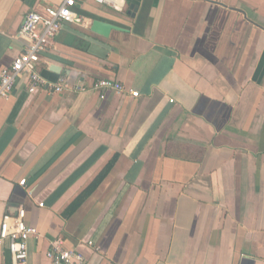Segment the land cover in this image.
<instances>
[{
	"label": "crops",
	"instance_id": "crops-1",
	"mask_svg": "<svg viewBox=\"0 0 264 264\" xmlns=\"http://www.w3.org/2000/svg\"><path fill=\"white\" fill-rule=\"evenodd\" d=\"M61 2L0 0V69L25 15ZM122 2L78 0L88 25H63L38 68L122 93L21 79L0 100V223L24 209L28 264L54 243L89 264H264V0Z\"/></svg>",
	"mask_w": 264,
	"mask_h": 264
},
{
	"label": "built area",
	"instance_id": "built-area-1",
	"mask_svg": "<svg viewBox=\"0 0 264 264\" xmlns=\"http://www.w3.org/2000/svg\"><path fill=\"white\" fill-rule=\"evenodd\" d=\"M78 0H62L56 7H44L40 11L27 13L15 38L21 44L20 54L9 67L0 69V100L8 99L18 80H25L28 93L42 91L49 94L86 93V92H116L122 93L121 84L100 79L89 85L84 83H69L65 77L56 82L43 79L38 68L41 55L51 46L54 36L65 24L79 27L88 25L87 20L75 11ZM97 5L109 7L113 11H121L122 0H88ZM131 96L138 97L137 92ZM173 103L172 99H169ZM25 185V180L19 182ZM39 206H42L41 204ZM25 212L18 207L13 214L3 215L0 223V246H5L10 257V264H28L27 242L36 236V230L27 226L24 221ZM91 245V243H87ZM51 264H89L76 249H65L62 243H54L46 253Z\"/></svg>",
	"mask_w": 264,
	"mask_h": 264
},
{
	"label": "water",
	"instance_id": "water-1",
	"mask_svg": "<svg viewBox=\"0 0 264 264\" xmlns=\"http://www.w3.org/2000/svg\"><path fill=\"white\" fill-rule=\"evenodd\" d=\"M90 30L93 32V33H96V34H99L103 37H108L109 33L111 31H115V30H120L118 29L117 27L111 25V24H108V23H105V22H101V21H98V20H93L92 23H91V28ZM50 71L54 72V73H58V69L57 67H50Z\"/></svg>",
	"mask_w": 264,
	"mask_h": 264
},
{
	"label": "trees",
	"instance_id": "trees-1",
	"mask_svg": "<svg viewBox=\"0 0 264 264\" xmlns=\"http://www.w3.org/2000/svg\"><path fill=\"white\" fill-rule=\"evenodd\" d=\"M93 185V184H92Z\"/></svg>",
	"mask_w": 264,
	"mask_h": 264
}]
</instances>
